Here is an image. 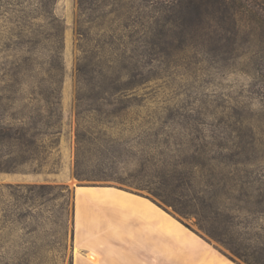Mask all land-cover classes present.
Segmentation results:
<instances>
[{
	"label": "rangeland",
	"instance_id": "1",
	"mask_svg": "<svg viewBox=\"0 0 264 264\" xmlns=\"http://www.w3.org/2000/svg\"><path fill=\"white\" fill-rule=\"evenodd\" d=\"M46 1L0 0V132L57 133L34 148L41 167L0 170V264H87L76 203L90 187L137 194L203 242L169 240L170 260L156 235L137 264H248L228 248L264 243V0L209 37L174 26L178 0ZM147 217L138 231L161 223Z\"/></svg>",
	"mask_w": 264,
	"mask_h": 264
},
{
	"label": "crops",
	"instance_id": "2",
	"mask_svg": "<svg viewBox=\"0 0 264 264\" xmlns=\"http://www.w3.org/2000/svg\"><path fill=\"white\" fill-rule=\"evenodd\" d=\"M85 189L88 191H79L77 197L75 249L80 254L83 251L86 254L95 252L100 257L99 264H137V248L150 247L151 251L154 250L152 241L156 235L163 238L161 248L167 259L173 258V247L169 240L180 238L182 246L191 253L203 245L200 238L187 233L181 224L177 229L174 226L159 228L161 223L150 221L143 231H138L137 212L145 213L150 219L155 213L149 207H146L148 211L143 212L145 204L142 201L149 200L137 194L114 187ZM142 240L150 243L141 245ZM209 258L212 259V254H209ZM86 263L89 264L87 260Z\"/></svg>",
	"mask_w": 264,
	"mask_h": 264
},
{
	"label": "trees",
	"instance_id": "3",
	"mask_svg": "<svg viewBox=\"0 0 264 264\" xmlns=\"http://www.w3.org/2000/svg\"><path fill=\"white\" fill-rule=\"evenodd\" d=\"M245 1L247 0H178L176 4H179L178 7L180 10L177 18H174L173 24L176 27L186 28L188 30V34H191L192 31L194 33L197 31L202 36L209 37L210 34L214 32L212 29L220 26V20H223L225 17H232L236 15L234 12L235 5L239 4V6L237 5V8H241L240 11H243L245 9V6H243ZM54 2L55 0H47L46 4L51 9ZM45 125L54 130L53 128L55 127V123L48 121ZM14 130V128H8L1 130L0 132V143H9L14 148L11 149L8 154L10 160H8L7 166L5 168H0V170L6 169L8 171H16L24 165L34 161H40L41 164H39V166L41 167V161L43 160H40V155L35 149L39 146V142L46 136L55 137L57 133L48 134L47 132H41L39 128L34 132H32L29 128L16 129V133H14ZM175 179H177V181H181L183 178L178 176V178ZM149 192L166 204L175 207V210L180 215L184 217H188V215H190L183 209L174 206L164 195L153 190H150ZM201 228L209 236L217 239L221 243H225V245H229L226 242H223V240H220L213 230L208 229L205 226H201ZM228 249L235 256L248 264H264V243L262 242H260V244L257 243L255 245H249L244 251L235 247Z\"/></svg>",
	"mask_w": 264,
	"mask_h": 264
},
{
	"label": "bare ground",
	"instance_id": "4",
	"mask_svg": "<svg viewBox=\"0 0 264 264\" xmlns=\"http://www.w3.org/2000/svg\"><path fill=\"white\" fill-rule=\"evenodd\" d=\"M78 191L87 192L88 190L85 188L84 189L79 188ZM137 200H139V199H137ZM142 202H144V204H145L143 212L148 211L146 207H149L150 210L155 213L156 217L161 218L162 221H161L159 228H167V227H171V226L173 227L174 226L177 229L180 226L176 220H174L167 213L160 210L155 204L151 203L150 201H142ZM137 209H139V207H137ZM211 254H212V261L211 262H216L217 264H233V263L229 262L228 260L219 257L217 254H214V253H211ZM85 258L89 264H99V261H100L99 255L96 254L95 252H89L85 256Z\"/></svg>",
	"mask_w": 264,
	"mask_h": 264
}]
</instances>
